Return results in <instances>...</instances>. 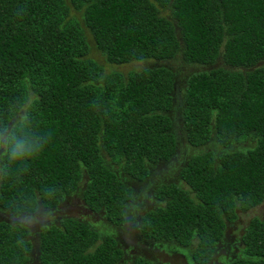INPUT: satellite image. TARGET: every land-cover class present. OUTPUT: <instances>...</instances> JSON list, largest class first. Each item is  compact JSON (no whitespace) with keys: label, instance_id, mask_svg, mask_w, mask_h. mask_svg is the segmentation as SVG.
I'll return each instance as SVG.
<instances>
[{"label":"trees","instance_id":"1","mask_svg":"<svg viewBox=\"0 0 264 264\" xmlns=\"http://www.w3.org/2000/svg\"><path fill=\"white\" fill-rule=\"evenodd\" d=\"M93 43L109 64H155L104 73L88 56ZM178 55L236 70L204 69L176 91L177 72L162 62ZM12 105L27 106L52 141L21 184L0 183V205L17 191L55 186L49 207L76 190L110 223L99 231L67 216L38 231L35 247L28 236L21 248L0 221V264H30L35 250L39 264H116L125 251L110 224L142 251L189 253L206 264L236 210L264 199V0H0V110ZM177 118L191 147L213 138L223 150L188 161L183 153L180 177L192 189L166 182L152 195L162 204L140 214L123 178L143 193L153 189L151 171L176 153ZM243 237L245 254L230 264H264V214ZM146 256L133 264L157 263Z\"/></svg>","mask_w":264,"mask_h":264},{"label":"rangeland","instance_id":"2","mask_svg":"<svg viewBox=\"0 0 264 264\" xmlns=\"http://www.w3.org/2000/svg\"><path fill=\"white\" fill-rule=\"evenodd\" d=\"M89 57H92L94 60H96L99 64L103 65L104 67V73L105 72H109L111 70H119L122 71L125 75L126 72L129 70H137L142 68L146 63L149 64V66H153L155 64L154 61H134V62H129V63H124V64H120V65H114V64H109L105 61L104 56L101 54L100 50L94 45H91V50L88 53ZM179 56V57H178ZM177 58L175 59V61H169L167 60L166 62H162L163 64H167L170 67H172L173 71L175 70L177 72V75L175 77V83H174V87L176 89V91H178V89H180V86H184V84H186V77L189 74L198 72L200 70L199 65H187L184 64L182 59H181V55H178ZM157 65V64H156ZM218 65H222L224 67H226L222 62H219L215 65H212V67H217ZM178 115V114H177ZM175 115V116H177ZM179 117V116H178ZM183 122H179V119H176V123L175 125L177 126L176 131L178 134V147L176 150V153L173 155V157L170 159V161L164 163H161L160 168L155 170V171H151V174L149 176V181L151 183V187L153 188L152 190H148L146 192H142L144 191V189H138L139 184L135 181V180H131L126 177L123 178V181L128 184L129 186H132L133 192L136 195V199L131 203L134 204L136 201V206L139 207L140 203L142 205V208L139 213L140 214H144L145 210H147L148 208H152L153 206L157 205V204H162L161 201H156L154 200V198L152 197L153 192H155V190H157V188L166 183V182H173L175 183L179 189H192L183 178L180 177V171L183 168V166L185 165V161H188L190 159V157L193 154H196L198 152H202V151H208V150H213L216 154H218L219 151L223 150L221 149L217 143L214 141L215 139L211 138L207 143V146H203L201 148H193L191 147L188 142H187V138H186V134H185V130L183 127ZM244 145H252L254 142H250L249 140L243 142ZM183 158L185 159V161H182V154ZM108 159V157H107ZM109 161V160H108ZM177 166V167H176ZM172 167H176L174 170L170 169ZM170 170V172H169ZM125 175V174H124ZM126 176V175H125ZM168 185V184H166ZM163 186V185H162ZM162 186H160L159 188H161ZM85 187V181L84 179H81L79 182V189H84ZM138 189V190H136ZM76 190L70 192V194H74ZM82 192V191H81ZM69 194V195H70ZM68 195V196H69ZM59 204V203H57ZM86 205H88V203L86 204L82 194L80 193L79 196L78 195H72L69 198V201L67 203H65V207H54L56 209H58L57 212V219L56 221L53 223L55 225H61V223L63 222V220H65L66 216H79L84 220H88L91 221L93 223V227H95L96 229H98L99 231H103L102 227H106V225H108L107 223H110L108 221V219L105 216H98L97 214H92L91 217H87L83 215V212L85 210ZM140 205V206H141ZM89 206V205H88ZM133 206V205H131ZM58 207V208H57ZM75 208V209H73ZM76 208H78V210L76 211ZM90 208V206H89ZM237 216L235 219H233L230 224H228V228H229V236L230 238L233 239V243L231 245L230 248H228V244H229V239H225V240H221L223 241L222 245H225L227 247H224L223 249L216 251L211 260H213L215 258V254L218 253L219 256H221V261H224L223 256L224 255H228L231 260L240 257L242 255L245 254L244 249L246 248V244L247 241H245L244 239H246V237L241 238L242 235L245 233L247 226H249V222L250 220L254 217V216H263L264 214V199L257 204L256 206L249 208V209H237ZM138 210H134L133 213H137ZM102 218V220H101ZM0 221H7L6 218H0ZM109 227H113L112 225H110ZM90 228V226H89ZM111 229H109L107 227V232H109ZM38 231L31 235L30 238L32 240V242L34 243L33 246L35 247V243L38 240ZM117 235L120 239H123L125 241V245L129 244L130 247H133V249L130 251V253L133 254H127L122 256V260H119L123 262V264H132L133 260L132 257H130V255H135L137 253H144L146 254L147 258L149 256H153L156 257L158 262L156 264H197V262H195L193 259H190V255L187 254V256H184V253H181L179 251H172L170 253H167L166 251L160 250V249H146V251H142V249L139 247L138 244H136L135 241H133L132 239L129 238V234L127 233L126 229H117ZM101 238V237H100ZM243 239V240H242ZM246 243V244H245ZM141 249V250H140ZM34 251V250H33ZM35 254H33V259L31 260L30 264H39L38 259H37V251H34ZM118 260V261H119ZM207 264H222L219 261L214 260L212 263L209 261V263ZM230 264V262L228 263Z\"/></svg>","mask_w":264,"mask_h":264},{"label":"clouds","instance_id":"3","mask_svg":"<svg viewBox=\"0 0 264 264\" xmlns=\"http://www.w3.org/2000/svg\"><path fill=\"white\" fill-rule=\"evenodd\" d=\"M193 65H199L200 70L198 72L203 71L204 69H209L210 71L215 68L212 67V65H215L214 63ZM226 68L236 70L234 67L228 65H226ZM244 68L245 67L242 66L240 69L244 70ZM196 73L197 72L189 74L186 77V81L190 76H193ZM51 141L52 133L50 131H42L39 129L34 121L31 110L27 106L12 105L7 109L0 110V183L12 180L18 185L21 184V178L28 172L31 162L41 156ZM69 194L70 193H64L63 195ZM58 195L59 190L55 186H45L39 192L20 190L17 191L16 195L5 205H0V218H6L11 233L17 237L16 244L18 247L24 248L26 237L35 234L37 231L46 230L50 224L56 221L58 209L54 207L57 205L49 207V204L56 202ZM76 195L78 194L76 193ZM86 207L85 210L89 213H95L98 216H101L103 213V211L102 213L94 212L88 205H86ZM77 210L78 208H76V211ZM83 215L87 216V214L84 213ZM110 229L115 230V237L119 240V243L122 244L121 247L124 248L125 255L133 254L130 253L133 247H130L129 244L125 245V241L118 237L117 229L120 228L113 226L112 228L110 227ZM223 230V235L220 238L222 240L229 239L230 244L228 245V248H230L233 239L229 236L228 226H224ZM221 239L216 242L214 253L227 247L222 245L223 241ZM135 255H130L132 260ZM224 257H228V255H224L223 259ZM220 259L221 256L216 253L215 258L210 262L212 263L216 260L222 264H228L231 260V258L227 261H221ZM120 260H122V258ZM120 260L116 264H123ZM207 263H209V261Z\"/></svg>","mask_w":264,"mask_h":264},{"label":"crops","instance_id":"4","mask_svg":"<svg viewBox=\"0 0 264 264\" xmlns=\"http://www.w3.org/2000/svg\"><path fill=\"white\" fill-rule=\"evenodd\" d=\"M72 195H76V193H74V194H70L69 196L68 195H63V197H61L60 199H59V201H58V203L59 204H57V206L58 207H65V203H67L68 201H69V198L72 196ZM73 209H75V208H73ZM77 216V215H76ZM229 224V223H228ZM228 224H226V226H228ZM228 233H229V231H228ZM193 242H196V241H193ZM193 245H195V243H193V244H191V246H193ZM164 251V250H163ZM168 253V252H167ZM181 253H183V252H181ZM189 254V253H188ZM187 256V254H185L184 253V256ZM156 258V257H155ZM190 259H192V257L190 256ZM157 262H158V260H157Z\"/></svg>","mask_w":264,"mask_h":264},{"label":"flooded vegetation","instance_id":"5","mask_svg":"<svg viewBox=\"0 0 264 264\" xmlns=\"http://www.w3.org/2000/svg\"><path fill=\"white\" fill-rule=\"evenodd\" d=\"M84 214H87V216L88 217H91L92 216V214L91 213H89L87 210H84V212H83ZM95 215V214H94ZM124 244H126L125 242H124ZM230 244V243H229ZM228 244V245H229Z\"/></svg>","mask_w":264,"mask_h":264}]
</instances>
